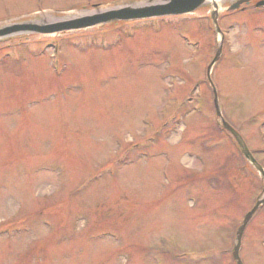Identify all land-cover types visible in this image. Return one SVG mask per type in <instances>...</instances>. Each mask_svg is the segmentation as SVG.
<instances>
[{"label":"rangeland","instance_id":"rangeland-1","mask_svg":"<svg viewBox=\"0 0 264 264\" xmlns=\"http://www.w3.org/2000/svg\"><path fill=\"white\" fill-rule=\"evenodd\" d=\"M147 1L0 0V28ZM228 1L210 79L264 170V8ZM211 9L0 40V264H234L264 180L216 122ZM239 257L264 264V206Z\"/></svg>","mask_w":264,"mask_h":264},{"label":"water","instance_id":"water-1","mask_svg":"<svg viewBox=\"0 0 264 264\" xmlns=\"http://www.w3.org/2000/svg\"><path fill=\"white\" fill-rule=\"evenodd\" d=\"M250 0H229L225 11H236L241 5L248 4ZM208 4V0H149L138 6H123L120 8L107 9L91 13L86 11L82 13L81 17L61 21L53 24L37 25L27 22L15 23L6 27L0 28V40L10 37L23 35H41L53 36L65 32H76L87 30L100 25H108L111 23H128L135 21L163 19L168 17H180L192 15L199 9ZM222 4V3H221ZM220 4V5H221ZM219 6L211 5V12L209 19L212 29L216 35L220 36V41L217 42V50L213 59L206 68V79L213 91V105L215 110L216 122L220 129L225 131L233 140L239 154L252 167V169L264 180V170L253 158V155L248 150L244 140L241 136L231 128L222 118L220 108L217 102V94L210 79V72L218 60L222 50L223 36L219 27ZM256 8L264 7V0L255 4ZM264 206V197L255 202L251 210L244 216L242 223L235 233V241L231 251V259L234 264H242L239 257L241 248V240L243 233L257 211Z\"/></svg>","mask_w":264,"mask_h":264},{"label":"flooded vegetation","instance_id":"flooded-vegetation-1","mask_svg":"<svg viewBox=\"0 0 264 264\" xmlns=\"http://www.w3.org/2000/svg\"><path fill=\"white\" fill-rule=\"evenodd\" d=\"M259 1H261V0H250L248 4L241 5L240 8L238 10H236V11H231V12L225 11V12L226 13H233V12H238V11H240V12L242 11L243 12V11H246L247 9H249V8H252V7H254L255 9H259V8L255 7V4L257 2H259Z\"/></svg>","mask_w":264,"mask_h":264},{"label":"bare ground","instance_id":"bare-ground-1","mask_svg":"<svg viewBox=\"0 0 264 264\" xmlns=\"http://www.w3.org/2000/svg\"><path fill=\"white\" fill-rule=\"evenodd\" d=\"M224 1L225 0H208V3L211 4V5H217V6H219Z\"/></svg>","mask_w":264,"mask_h":264},{"label":"trees","instance_id":"trees-1","mask_svg":"<svg viewBox=\"0 0 264 264\" xmlns=\"http://www.w3.org/2000/svg\"><path fill=\"white\" fill-rule=\"evenodd\" d=\"M121 24L123 25L124 23H118L117 25H121ZM221 132L224 133L228 138H230V137H229L224 131L221 130ZM238 153H239V152H238ZM260 153H262V152H260ZM241 157H242V156H241ZM243 161H244L246 167H248L249 169H252V168L250 167V165H249L244 159H243Z\"/></svg>","mask_w":264,"mask_h":264}]
</instances>
